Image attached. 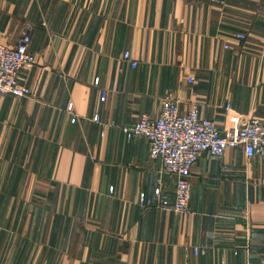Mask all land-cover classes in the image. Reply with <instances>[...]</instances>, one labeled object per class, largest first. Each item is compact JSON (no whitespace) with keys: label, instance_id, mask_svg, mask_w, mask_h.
I'll use <instances>...</instances> for the list:
<instances>
[{"label":"crops","instance_id":"obj_1","mask_svg":"<svg viewBox=\"0 0 264 264\" xmlns=\"http://www.w3.org/2000/svg\"><path fill=\"white\" fill-rule=\"evenodd\" d=\"M25 31L32 95L0 96V264H264L263 158L203 153L183 214L123 132L168 94L221 132L264 120V0H0V43Z\"/></svg>","mask_w":264,"mask_h":264},{"label":"built area","instance_id":"obj_2","mask_svg":"<svg viewBox=\"0 0 264 264\" xmlns=\"http://www.w3.org/2000/svg\"><path fill=\"white\" fill-rule=\"evenodd\" d=\"M244 38V36H238ZM31 35L25 31L18 44L8 46L0 43V96L26 98L32 95V90L20 83L22 71L33 67L35 57L29 52ZM123 59L133 68L137 63L128 52ZM188 83L194 79L189 77ZM227 114L231 105L225 106ZM100 122L98 118L94 119ZM123 132L128 139L143 137L148 141L150 157L159 158L163 171L175 177V202L172 209L175 212L188 214L190 212V176L195 163L203 153L213 157H221L229 148L242 147L248 159L255 156L264 159V120L251 116L241 125L231 127L221 132L212 120L200 117L197 105H192L182 112L177 99L168 94L164 98L158 117L147 114L139 116L135 124L124 127ZM156 196H161V189H156ZM149 200H140L141 205H148ZM164 207L167 201L161 203ZM243 223L248 225L249 213L241 215ZM198 253V250H195Z\"/></svg>","mask_w":264,"mask_h":264}]
</instances>
